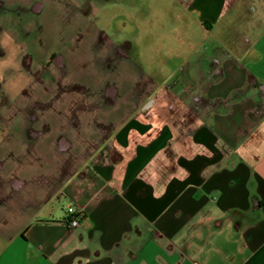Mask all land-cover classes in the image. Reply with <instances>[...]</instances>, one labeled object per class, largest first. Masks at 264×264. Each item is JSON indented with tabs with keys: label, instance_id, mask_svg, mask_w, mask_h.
<instances>
[{
	"label": "crops",
	"instance_id": "0c3cea01",
	"mask_svg": "<svg viewBox=\"0 0 264 264\" xmlns=\"http://www.w3.org/2000/svg\"><path fill=\"white\" fill-rule=\"evenodd\" d=\"M18 2L0 67L38 63L43 115L0 141V264H264V0H103L104 25ZM66 9L76 40L55 47Z\"/></svg>",
	"mask_w": 264,
	"mask_h": 264
},
{
	"label": "rangeland",
	"instance_id": "374dc122",
	"mask_svg": "<svg viewBox=\"0 0 264 264\" xmlns=\"http://www.w3.org/2000/svg\"><path fill=\"white\" fill-rule=\"evenodd\" d=\"M18 1L19 0H0V27H2V25H13V27H21L22 25H25V28L27 27L29 14H25L23 10H20V8L22 7L19 5ZM62 1L66 4L68 0ZM70 3L72 4V7H74L75 12L77 7L78 11L82 14L83 25L85 24L84 16H90V23L94 22L97 25H104L103 22L105 21H103L102 15L106 17L108 10L107 8H103V0H70ZM98 3L100 4L101 12V17L99 19L97 17V14L91 11L92 6ZM72 13L73 11H67V9L60 13H57V10H54L51 15L48 16L51 22L49 28V30H51L49 37L50 41L48 42V44H53V46L56 47L57 45L64 43L67 46L68 44L70 45L71 42L73 43V41L76 40V26L73 25L75 15ZM81 14L79 15L80 17ZM39 18L40 17L38 16L37 19ZM72 19L73 22L72 25H70L68 22ZM35 21L36 20L32 18L31 24H33V22ZM58 23L62 24L61 27L63 31L60 26H57ZM79 23L80 20L76 19V24ZM35 36H39L38 30L35 31L32 36H29L28 42L31 41V45L29 44L30 46L28 44H20L21 46L17 45V47H15L13 50L14 53L21 54L24 56L30 55L32 57L31 54H33L34 49V44L32 43L34 42L33 38L35 39ZM65 37L68 38L66 43L62 41L66 39ZM73 55L75 56L74 52ZM7 62L10 63L8 67H6L7 63L5 64V67L8 69V72H12V70H15L16 72H19V74H16V77L13 75H11L10 77V74L7 73L6 68H1L4 66L0 65V141L4 138H7V136L17 135L15 132L16 129H14L12 126H17L26 121H36L42 118L43 115V112H41L43 111L42 105L38 104V102H28L30 99H37L38 97L26 96V94L28 93L27 91L30 88L32 74L34 73V70L38 69V63H32L29 61L28 58H26L25 61H22L21 59L17 61L12 58L10 59V61ZM72 64V74L68 76L74 77L78 74V69L76 67L80 68L82 65H77L74 63ZM75 86L78 87L79 85L72 84V87ZM31 88H33V85H31ZM32 91L36 92V89L33 88L31 92ZM39 98L41 97L39 96ZM31 105H33L32 111H24L28 110L27 108H29ZM71 116H73V114H71ZM9 125H11L10 129L7 128V126ZM30 130L31 129H29V131ZM3 148H0V152H2ZM2 160L3 159H0V162H2ZM10 167L11 162L9 161L7 165H4L3 174H7L5 170H8ZM1 174L2 170H0V175ZM7 244L8 240L0 238V252L4 247H6Z\"/></svg>",
	"mask_w": 264,
	"mask_h": 264
},
{
	"label": "built area",
	"instance_id": "2783aa9c",
	"mask_svg": "<svg viewBox=\"0 0 264 264\" xmlns=\"http://www.w3.org/2000/svg\"><path fill=\"white\" fill-rule=\"evenodd\" d=\"M66 212L65 221L71 228H76L82 225L86 219V213L82 207L68 205Z\"/></svg>",
	"mask_w": 264,
	"mask_h": 264
},
{
	"label": "trees",
	"instance_id": "16d2710c",
	"mask_svg": "<svg viewBox=\"0 0 264 264\" xmlns=\"http://www.w3.org/2000/svg\"><path fill=\"white\" fill-rule=\"evenodd\" d=\"M23 237H24V235H23Z\"/></svg>",
	"mask_w": 264,
	"mask_h": 264
}]
</instances>
